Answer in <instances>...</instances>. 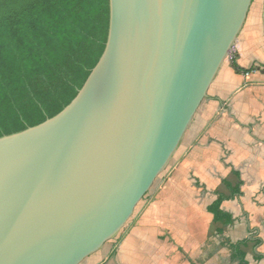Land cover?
Instances as JSON below:
<instances>
[{"label": "water", "instance_id": "1", "mask_svg": "<svg viewBox=\"0 0 264 264\" xmlns=\"http://www.w3.org/2000/svg\"><path fill=\"white\" fill-rule=\"evenodd\" d=\"M253 1L109 0L105 51L76 98L0 138V264H82L120 234L180 148Z\"/></svg>", "mask_w": 264, "mask_h": 264}, {"label": "crops", "instance_id": "2", "mask_svg": "<svg viewBox=\"0 0 264 264\" xmlns=\"http://www.w3.org/2000/svg\"><path fill=\"white\" fill-rule=\"evenodd\" d=\"M263 6L259 0L250 10L236 42L237 63L255 70L220 71L189 127L177 173L113 251L85 264H239L231 245L243 241L246 262L264 264ZM220 195L230 226L209 212Z\"/></svg>", "mask_w": 264, "mask_h": 264}, {"label": "trees", "instance_id": "3", "mask_svg": "<svg viewBox=\"0 0 264 264\" xmlns=\"http://www.w3.org/2000/svg\"><path fill=\"white\" fill-rule=\"evenodd\" d=\"M109 23V0H0V138L44 123L76 98L105 51ZM231 66L237 74L255 70L237 56ZM224 200L209 212L230 226ZM246 244L231 245L239 264H248Z\"/></svg>", "mask_w": 264, "mask_h": 264}, {"label": "rangeland", "instance_id": "4", "mask_svg": "<svg viewBox=\"0 0 264 264\" xmlns=\"http://www.w3.org/2000/svg\"><path fill=\"white\" fill-rule=\"evenodd\" d=\"M258 1L259 0L253 1V4L251 6L252 10H254L256 8V5H258ZM240 35H239V37H240ZM236 55H237V52H236V45H235L232 53L229 55V57L225 61L221 70L225 69L229 64H231L232 58L236 57ZM189 134H190V128L187 131L185 138H184L180 148L178 149L177 153L173 157L172 161L169 163L168 167L161 173V175L156 179L152 188L150 189L148 194L145 196V198H143V200L138 204V206L136 207L135 212H134L133 216L131 217V219L127 222V224L125 225L123 230L120 232V234L116 238H114L113 240H111L105 244L103 249H101L102 251H104L108 248H111L113 251L115 249V247L118 246L119 239L123 236V234H126L127 230L138 219V217L141 215L142 211L146 208V206L158 197V192H159L160 187L163 184H165L167 182V180L171 179L177 173L180 162L182 160V153L184 151L185 144H186V141L189 137ZM85 263L86 262H83L82 264H85Z\"/></svg>", "mask_w": 264, "mask_h": 264}]
</instances>
